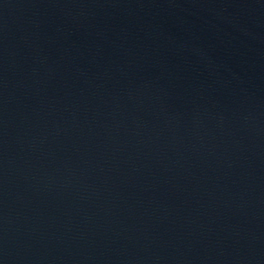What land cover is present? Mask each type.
I'll list each match as a JSON object with an SVG mask.
<instances>
[{
  "label": "water",
  "instance_id": "obj_1",
  "mask_svg": "<svg viewBox=\"0 0 264 264\" xmlns=\"http://www.w3.org/2000/svg\"><path fill=\"white\" fill-rule=\"evenodd\" d=\"M0 264H264V0H0Z\"/></svg>",
  "mask_w": 264,
  "mask_h": 264
}]
</instances>
